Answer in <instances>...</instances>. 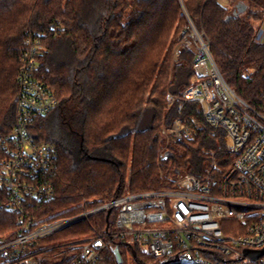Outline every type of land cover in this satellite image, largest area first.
Segmentation results:
<instances>
[{
    "label": "trees",
    "instance_id": "obj_1",
    "mask_svg": "<svg viewBox=\"0 0 264 264\" xmlns=\"http://www.w3.org/2000/svg\"><path fill=\"white\" fill-rule=\"evenodd\" d=\"M238 5L246 10L234 16ZM186 6L210 38L225 80L264 113V30L257 39L264 0H187ZM184 24L178 0H0V135L15 125L17 78L31 34L46 35L35 76L59 102L34 125L35 136L59 153L55 199L37 204L35 215L73 217L84 202L94 209L128 193L168 189L163 172L205 173L208 152L224 146L221 136L199 131L195 141L172 144V158L160 157L162 128L179 117L167 96L181 95L194 75L192 52L173 57ZM182 117L201 119L199 105L187 104ZM6 158L0 148V164ZM107 225L101 214L40 240L39 264L77 263L85 239ZM15 229L16 217L0 210V237ZM127 250L117 244L105 264H129ZM130 257L133 264H179L138 250Z\"/></svg>",
    "mask_w": 264,
    "mask_h": 264
},
{
    "label": "built area",
    "instance_id": "obj_2",
    "mask_svg": "<svg viewBox=\"0 0 264 264\" xmlns=\"http://www.w3.org/2000/svg\"><path fill=\"white\" fill-rule=\"evenodd\" d=\"M178 2L185 23L178 43L194 54V75L181 95L167 96L179 117L162 128L166 145L160 157L171 143L195 141L199 131L221 136L224 146L208 152L202 176L164 174L168 189L128 193L94 209L84 202L73 217H38L35 206L55 199L52 178L59 153L35 136L34 125L59 102L35 76L46 35H29L17 78L15 125L10 134L0 135V148L7 153L0 164V210L16 217L15 231L0 237V264H39L37 242L109 210L107 227L85 239L74 264H105V253L119 243L128 256L138 250L179 264H264V254L255 257L264 251V113L228 84L202 24L190 16L187 0ZM258 33L261 38L263 29ZM190 103L199 105L201 119L182 117Z\"/></svg>",
    "mask_w": 264,
    "mask_h": 264
},
{
    "label": "rangeland",
    "instance_id": "obj_3",
    "mask_svg": "<svg viewBox=\"0 0 264 264\" xmlns=\"http://www.w3.org/2000/svg\"><path fill=\"white\" fill-rule=\"evenodd\" d=\"M223 4L224 5H226L227 4V2H223ZM261 29H263L264 30V25L261 27ZM261 29H260V31H261ZM258 34H260V33H258ZM257 37H259L260 38V35H257ZM183 51V49L181 48V46L179 45V43L177 42L176 43V45L174 46V50H173V57H174V60H176L179 56H180V54H181V52ZM179 55V56H178ZM178 56V57H177ZM168 108L169 109H171L169 106H168ZM172 144H174V143H171L170 145L172 146ZM165 145H166V143L164 142V147H165ZM163 147V148H164ZM171 147H169V149H170ZM163 150V149H162ZM161 150V151H162ZM161 153V152H160ZM170 171H171V169H172V167L171 166H169V168H168ZM169 171V172H170ZM164 174H166V172H163V174H162V176L164 175ZM171 174V173H170ZM164 177V176H163ZM127 258H128V263L129 264H133V262H132V257H130V256H128L127 255Z\"/></svg>",
    "mask_w": 264,
    "mask_h": 264
},
{
    "label": "water",
    "instance_id": "obj_4",
    "mask_svg": "<svg viewBox=\"0 0 264 264\" xmlns=\"http://www.w3.org/2000/svg\"><path fill=\"white\" fill-rule=\"evenodd\" d=\"M245 10H246V7H245V6H243V5H238L236 12H234V16H237L239 13H242V12H244ZM230 18H231V17H228L227 21H229ZM172 157H173L172 153H170V152H166V153H165V156H164L163 159H164V160H168V159H170V158H172ZM110 213H111V210L108 211V214H107V220H108V218H109V216H110ZM115 253H116V255L119 257L118 250H116ZM263 254H264V251H262L261 253L256 254L255 257L257 258V257H259L260 255H263Z\"/></svg>",
    "mask_w": 264,
    "mask_h": 264
}]
</instances>
